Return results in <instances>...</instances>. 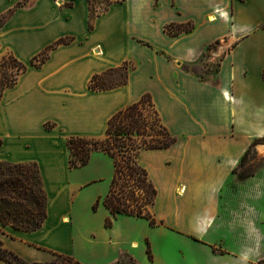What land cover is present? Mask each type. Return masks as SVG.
Listing matches in <instances>:
<instances>
[{
	"label": "crops",
	"instance_id": "crops-1",
	"mask_svg": "<svg viewBox=\"0 0 264 264\" xmlns=\"http://www.w3.org/2000/svg\"><path fill=\"white\" fill-rule=\"evenodd\" d=\"M0 20V60L12 55L27 67L0 99V162L35 163L47 198L39 230L0 228L3 248L28 264L60 256L91 264L66 248L59 231L70 223L66 196L74 194L66 141L103 139L108 120L147 94L175 138L166 149L138 155L156 190L150 210L156 225L132 217L144 220L143 258L132 252L138 240L128 238V248L104 264L127 255L137 264H264L256 210L220 203L248 147L264 138V0H123L95 17L91 28L87 0H0ZM170 24L192 29L169 35ZM60 39L67 42L51 49L41 66H31ZM205 50L219 60L214 73L200 77L195 69ZM123 65L125 85L88 88L93 75ZM95 154L106 155L92 152L87 165ZM213 228L230 244L214 243ZM172 242L180 249L168 253Z\"/></svg>",
	"mask_w": 264,
	"mask_h": 264
},
{
	"label": "trees",
	"instance_id": "trees-1",
	"mask_svg": "<svg viewBox=\"0 0 264 264\" xmlns=\"http://www.w3.org/2000/svg\"><path fill=\"white\" fill-rule=\"evenodd\" d=\"M87 1L90 15L89 27L91 28L95 17L105 12L110 5L121 3L123 0H106L105 6L99 11L93 10L92 0ZM1 23L2 20H0V25ZM191 29V25L170 24L165 27V32L169 35H177L181 32H190ZM66 42L65 39H60L47 47L32 58L31 66H41L48 58L51 49ZM26 68L12 55H6L0 60V99L4 90L13 87ZM127 71V66L123 65L95 74L88 88L91 91H106L123 86L126 84ZM146 104L158 117L150 96L146 94L139 101L118 111L108 120L103 139L71 137L66 141L70 169L86 166L94 151L103 152L112 160L113 175L107 194L101 200L103 207L109 213L104 222L106 228L113 225L118 215L143 218L148 221L149 226L156 225L147 210L148 206L151 208L154 204L156 190L148 179L145 169L139 164L138 155L143 149H166L175 142V138L170 136L157 118L161 127L160 132H157L158 137L137 143L136 136H146L142 130L144 127L142 110ZM257 145H264V138L253 140L242 156L239 166L244 163L248 153ZM245 178L240 177V179ZM99 202L100 198L93 204V210L97 209ZM46 217L47 198L37 165L35 163L0 162V228L9 227L24 232H35L41 228ZM146 254L149 258L152 257L148 241H146ZM60 257L72 264H79L71 257ZM0 261L8 264H28L13 252L3 248L1 243ZM47 264H53V262Z\"/></svg>",
	"mask_w": 264,
	"mask_h": 264
},
{
	"label": "rangeland",
	"instance_id": "rangeland-1",
	"mask_svg": "<svg viewBox=\"0 0 264 264\" xmlns=\"http://www.w3.org/2000/svg\"><path fill=\"white\" fill-rule=\"evenodd\" d=\"M92 8L99 11L105 6L106 0H92ZM216 48L215 45L212 46ZM218 58L211 60L210 52L205 50L199 61L195 71L202 77L210 75L217 70ZM143 132L146 136H136L137 143L140 144L143 140L157 138V132H160L161 127L155 116L152 108L145 105L142 110ZM113 175V166L108 155L95 154L87 166L70 170L67 174V180L72 185L73 195L70 198L66 196L67 208L71 210L70 223L63 224L59 229L64 240L63 244L86 263L104 264L109 261L117 250L128 248V238L136 239L140 243L133 250L136 259L143 258L145 249L141 244L142 236L145 232V226L141 219H135L130 216H119V220L115 225L116 233H112L109 228L102 226L103 217L107 216L106 210L102 207L101 200L107 194L110 181ZM241 176L246 177L240 179ZM87 184L79 188L77 186ZM220 203H228L232 209H246L252 206L258 215V227L264 234V149L251 150L244 163L238 166L234 175L227 181L221 191ZM100 198L97 208L93 210V204ZM147 210L151 215V208ZM244 212V211H243ZM255 212V211H254ZM255 217H257L255 215ZM244 221V218L242 219ZM105 222V221H104ZM114 222V221H113ZM113 232V231H112ZM116 234V236H115ZM210 239L219 245V241H223L224 245L229 243L223 232L211 229L208 233ZM112 236V241L109 237ZM122 237L119 242L117 238ZM230 238V237H229ZM116 239V240H115ZM176 245L166 248L168 253H175L180 249L177 242H172ZM230 244V243H229ZM221 246H215L219 250ZM135 248V246L133 247ZM214 250V248H213ZM261 251L264 252L262 245ZM119 254V251H118ZM53 264H72L63 258H56ZM114 264H137L130 256H125L119 259Z\"/></svg>",
	"mask_w": 264,
	"mask_h": 264
}]
</instances>
